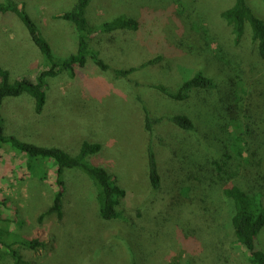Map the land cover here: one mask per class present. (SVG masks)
I'll list each match as a JSON object with an SVG mask.
<instances>
[{"label":"rangeland","instance_id":"1","mask_svg":"<svg viewBox=\"0 0 264 264\" xmlns=\"http://www.w3.org/2000/svg\"><path fill=\"white\" fill-rule=\"evenodd\" d=\"M15 1L24 6L56 58L77 51L74 24L53 18L71 10L76 0ZM246 1L264 20V2ZM233 3L91 0L87 6L85 15L92 25L120 15L142 23L138 30L98 32L91 37L90 47L111 69L139 66L160 55L158 64L139 69L134 78L162 83L171 90L197 71L215 81L214 88L196 89L184 101L170 99L147 84L134 86L114 78L90 58L85 67L76 68L74 78L61 73L47 79L40 114L27 93L3 99L5 135L37 146L59 147L71 155L85 141L99 143L89 162L102 166L125 190L117 206L121 217L104 220L97 214L91 179L66 169L63 219L51 214L38 223L56 191L55 165L42 159L43 164L29 171L23 155L9 144L2 145L0 218L12 222L0 219V228L44 242L36 250L18 245L23 264H250L233 234L234 206L223 189L237 185L249 193L264 194V146L260 149L264 59L248 25L235 43L231 26L221 17ZM45 64L20 18L0 13V66L9 71L10 80L28 77L34 81ZM137 96L153 117L185 114L194 123L192 131L168 120L156 126L153 146L162 177L158 190L149 183L148 132ZM241 144L239 156L236 151ZM252 144L259 148L256 156L249 149ZM215 162L222 171H217ZM256 248L264 253V228L256 236ZM0 264L15 263L10 256L0 255Z\"/></svg>","mask_w":264,"mask_h":264},{"label":"trees","instance_id":"2","mask_svg":"<svg viewBox=\"0 0 264 264\" xmlns=\"http://www.w3.org/2000/svg\"><path fill=\"white\" fill-rule=\"evenodd\" d=\"M90 1L91 0H76L71 10L53 15V18L63 19L74 24L78 32L77 51L63 58H56L54 56L50 44L46 38L42 37L43 35L38 26L27 14L22 4H19L15 0H4L0 2V13L11 12L20 18L27 28L32 42L47 61V64H45L46 67L38 71L34 81L28 77H22L11 81L9 71L0 66V148L4 144H9L10 147L16 151H14L16 154L23 155L25 157V165L29 171L34 170L35 164H43L41 161L42 159L50 160L55 165L54 183L56 191L53 195L51 205L39 214L37 218L38 223H41L45 216L51 214H55L59 221L63 219L64 196L66 190L63 174L66 169H76L83 172L91 179L92 184L96 188L95 199L98 207L97 214L104 220H112L121 217V213L117 210V206L120 200L125 196V190L116 184L114 179L102 166L89 162V155L99 150V143L92 144L85 141L82 143L78 153L76 155H71L59 147L37 146L32 143L21 141L15 136L5 135L2 124L3 118L1 116L2 102L5 97H18L23 93H27L34 99L35 112L40 114L46 102L45 91L48 87L47 79L56 77L61 73H66L70 78H74L76 76V68L85 67L88 58H90L101 70L110 71L114 78H124L133 82L134 86L147 84L168 98L176 101L188 99L196 89L209 90L216 85L215 81L206 76L202 71H197L189 79L182 81L175 90H171L162 83H147L146 81L143 82L134 78V74L139 69L158 64L162 60L160 55L143 62L139 66L111 69L109 64L100 57L99 52L90 47L91 37L98 32L108 33L124 29L138 30L142 27V23L132 17L120 15L110 21L92 25L88 22L85 15L86 8ZM262 1L264 2V0ZM221 17L231 26L235 43H239L242 39L246 25H248L250 27L252 39L257 44L258 54L264 59V20L256 15L246 0H234L231 6L221 12ZM137 100L142 106L148 132L146 168L148 171L149 183L153 190H158L162 184V177L153 146V140L156 136V126L162 121L168 120L183 130L192 131L194 123L192 119L185 114L153 117L143 100L138 96ZM238 144L240 145V142ZM260 144V149H262L264 143L260 142ZM242 148L243 146L241 144L238 149L239 151H236V154L239 156H242ZM255 148L256 146L253 144L252 147H249V149L253 151V156H256V150L259 149ZM215 165L217 166L218 172L222 171L221 164L215 162ZM223 165H225V163ZM223 191L225 196L230 198L233 202L234 213L231 217V225L237 244L244 247L247 260L250 264H264V253L256 248V236L264 228V194L260 191L249 193L237 185H227L224 187ZM1 204L2 202H0V205ZM0 219L7 223L11 221L9 219ZM139 234H141V236L144 235L143 233ZM18 245L27 249L36 250L44 246V242L38 237L26 238L9 229L0 228V247L3 249L0 255L10 256L15 264H23V258ZM165 264L177 263L168 261Z\"/></svg>","mask_w":264,"mask_h":264}]
</instances>
